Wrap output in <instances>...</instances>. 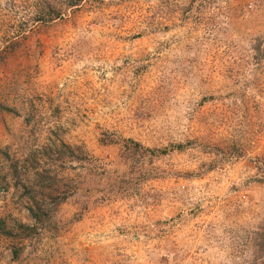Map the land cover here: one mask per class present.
<instances>
[{
    "label": "rangeland",
    "instance_id": "rangeland-1",
    "mask_svg": "<svg viewBox=\"0 0 264 264\" xmlns=\"http://www.w3.org/2000/svg\"><path fill=\"white\" fill-rule=\"evenodd\" d=\"M47 1L0 0V264H264V0Z\"/></svg>",
    "mask_w": 264,
    "mask_h": 264
},
{
    "label": "trees",
    "instance_id": "trees-1",
    "mask_svg": "<svg viewBox=\"0 0 264 264\" xmlns=\"http://www.w3.org/2000/svg\"><path fill=\"white\" fill-rule=\"evenodd\" d=\"M79 1L81 0H67L66 2V5L67 6H71L73 4H76L78 3ZM37 7L40 11H51V9L53 8L52 5L47 1V0H37ZM48 10H47V9Z\"/></svg>",
    "mask_w": 264,
    "mask_h": 264
}]
</instances>
